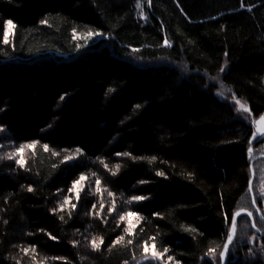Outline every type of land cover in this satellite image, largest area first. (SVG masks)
Instances as JSON below:
<instances>
[{"label": "trees", "instance_id": "16d2710c", "mask_svg": "<svg viewBox=\"0 0 264 264\" xmlns=\"http://www.w3.org/2000/svg\"><path fill=\"white\" fill-rule=\"evenodd\" d=\"M140 3L143 18L136 0H0V41L12 21L0 42V157L38 141L0 159V264H138L149 237L168 247L164 264H221L205 254L223 250L233 214L254 209L264 139L218 94L264 113V0ZM81 174L77 200L68 189ZM127 211L138 218L120 220ZM251 236L261 247L249 251ZM262 253L241 215L226 264H264Z\"/></svg>", "mask_w": 264, "mask_h": 264}, {"label": "snow or ice", "instance_id": "6c2138e0", "mask_svg": "<svg viewBox=\"0 0 264 264\" xmlns=\"http://www.w3.org/2000/svg\"><path fill=\"white\" fill-rule=\"evenodd\" d=\"M148 4H149V6H151V0H148ZM136 7L137 8L141 7L140 0H136ZM141 17L142 18L144 17L143 12H141ZM41 23H45V21H41ZM3 24L6 27H4L3 39L0 42L8 43V26H12V21L11 20H5V21H3ZM73 31L75 32V29H73ZM98 34H100V33H96V32H93V31H88V33H87L88 36H93V35H98ZM164 43L167 45L168 41L165 40ZM77 47H79V45H77ZM225 55H227V53H225ZM220 71H224V69L221 68ZM60 99H64V97L61 96ZM233 100L235 101V104L238 106V110H242V111H244L246 113L251 114V110L244 103H242L238 98H236L235 95H233ZM135 107L136 108H140L141 105L137 104ZM2 110L3 109H0V111H2ZM252 123L257 126L256 132H258L260 135H264V113L259 114L258 119H254L252 121ZM0 131H3L2 127H0ZM255 134L256 133L254 132L253 136H255ZM37 143H38V141L32 140L29 144L21 145L20 147L16 148L13 151L12 154H10V155L9 154H5V156L4 157H0V159H5L6 158V159H10L11 160L14 157H16L17 154L21 153L24 147L33 148V146H35ZM43 149L47 151L49 149V145L48 144H44L43 145ZM248 151H249V153H251V151H252L251 148H249ZM80 153H81V149L80 148H76L75 154H80ZM53 154H55V153H53ZM116 155L117 156H121V155L130 156L131 153H128V152L116 153ZM72 158H74V157L66 156L65 160H69V159H72ZM133 159H137V158L133 157ZM150 159L151 160H155L156 157L153 156ZM15 163L17 165H19L21 168H23L25 166V161H24L23 158L15 159ZM105 167H106V165H105ZM93 175H95V174H93ZM113 175H115V172H113ZM157 175L163 176L164 173L163 172H157ZM189 175H191V173ZM85 179H86V177L83 174H81L80 178L78 180H74L72 182V187H70L68 189L69 192H75L77 200L79 199V192H80L79 185ZM96 185H97L96 191L100 192L101 191V189L99 187L100 180L98 178L96 179ZM27 190L29 192H31L33 190L31 185L28 186ZM249 191H251V188H249ZM108 194H109V196L112 195L111 192H109ZM144 199H146V198L143 197V196H132V197H130V200H132V201H142ZM68 201H69V197L65 196L64 203L59 205V209L62 210L64 208V206L68 203ZM253 202L255 203V201H253ZM71 207L74 209L76 207V205L72 204ZM93 207H95V205H93ZM101 208H103V205H101ZM57 210L58 209H53L52 211L56 212ZM108 211L109 212L113 211V208L109 207ZM242 211H244V210H242ZM153 215L155 216V215H157V213H153ZM238 215H239V213H235L231 217L232 227L227 232V239H226V241H225V243L223 245V250L220 251L217 254L216 253V249L213 248V247H210L208 249V252L205 254V255H210L213 258H215L218 255V259H219V262H221V264L224 261L225 256H226V254H227V252L229 250V245L233 242V237H234V233H235V230H236V220H237V216ZM247 215L250 217L252 215V213L248 212ZM126 217H136V218H138V214L136 212H133V211H127V212H123V213H121L119 215V219L120 220H125ZM60 218L63 219V216H61ZM4 223H7V221H4ZM253 227H255V225H253ZM133 228H134V225H132L131 222H129L128 227L125 229V231L128 233L129 236L133 235ZM40 231H43V229H41ZM185 231H195V229L185 228ZM48 235H49L50 239H52V240H56L57 239L55 236H52L50 233ZM97 240H99V243H97ZM123 240H124V236L123 235L117 236L115 239L112 240L111 244L108 246L109 249H111L113 246L117 245L118 243H120ZM148 241H151V244H149ZM148 241H139L138 242V247H139V249H140V251L142 253V258L145 261H156L157 264H164L165 255L169 251L168 247L164 246L162 251H161V250H159L157 248V245L155 243V238L154 237H149ZM90 243H91L92 249L94 251L99 250L100 246L103 244V238L102 237H100V238L94 237L90 241ZM127 243L129 245H131L133 243V241L131 239H129V240H127ZM73 244H75V242H73ZM32 250L33 251L35 250V245H32ZM23 251L27 252L28 249H23ZM249 251H251V249H249ZM33 259H35V257H33ZM53 259H64V258H62V257H53ZM166 260L168 262H173L174 261V257L171 256V255H167ZM124 264H128V262L125 261ZM138 264H139V262H138ZM174 264H180V262L179 261H174Z\"/></svg>", "mask_w": 264, "mask_h": 264}, {"label": "rangeland", "instance_id": "374dc122", "mask_svg": "<svg viewBox=\"0 0 264 264\" xmlns=\"http://www.w3.org/2000/svg\"><path fill=\"white\" fill-rule=\"evenodd\" d=\"M137 8V7H136ZM141 8V7H140ZM140 8H137V10L139 11V13L141 14V12H142V10L140 9ZM140 9V10H139ZM94 40H95V42H97V41H99V40H101V38L100 37H96V38H93ZM225 92L224 91H222V93H220V94H218L219 96H220V98H222L223 100H225L229 105H232L233 106V109H234V111L236 112V114H237V116H238V119H241L242 120V122L244 123V124H246V123H248V124H251L252 125V127H253V131L256 133L255 134V136H253V140L254 141H256V140H262V138H263V135H260L258 132H256V128H257V126L256 125H254L253 123H252V121L254 120V118H253V116H252V114H249V113H246V112H244V111H242V110H238V106L235 104V101L233 100V98H228V96L227 95H225L224 94ZM243 103V102H242ZM245 104V103H244ZM246 105V104H245ZM247 106V105H246ZM248 107V106H247ZM258 119V118H257ZM252 150V149H251ZM253 153V151H251V153H250V156H251V154ZM254 166V165H253ZM256 180V185H254V192H255V194H256V196H257V193H256V190H257V188H258V190L262 193L263 191H264V173L263 174H259V175H256L255 176V178H254V181ZM255 187H257L256 188V190H255ZM250 199V198H249ZM247 200V199H246ZM247 202V201H246ZM243 208H241L239 211H241ZM232 227V226H231ZM240 227V226H239ZM256 228V227H255ZM236 230H237V221H236ZM236 230H235V232H236ZM256 231V230H255ZM256 233V232H255ZM234 235H235V233H234ZM245 242H246V240H245ZM248 243V245L250 246V248H251V250H254L253 248L255 247H257V246H255V243H258V245L261 247V242L260 241H258L257 242V238H256V236H251L250 238H249V242H247ZM258 250V249H257ZM256 253L257 254H259L260 252H257L256 251ZM261 254V253H260ZM262 255H264V253H262ZM210 258L213 260V261H215V262H217V256L215 257V258H213L212 256H210Z\"/></svg>", "mask_w": 264, "mask_h": 264}, {"label": "flooded vegetation", "instance_id": "af4514ba", "mask_svg": "<svg viewBox=\"0 0 264 264\" xmlns=\"http://www.w3.org/2000/svg\"><path fill=\"white\" fill-rule=\"evenodd\" d=\"M262 139H264V135H263ZM256 159H257V161L258 160H264V150H263L262 154H260ZM255 161L256 160H254L253 162H255ZM253 188H252L253 197L251 195V191H250V195H251V202H252L254 209L251 210L249 208H243L242 210H244V211L241 210V215H244V214L247 215L248 212L252 213V215L250 217L248 215L247 216L251 220V226H252V221H253L254 225L257 222V225L259 228L256 229L255 227H253V226L252 227L254 230H256L255 231L256 234L258 236H260V235H264V191L261 193L258 190V188L256 187L257 188V194H258V198H257L255 192H253ZM253 201H255V203ZM260 237H262V236H260Z\"/></svg>", "mask_w": 264, "mask_h": 264}, {"label": "water", "instance_id": "95a60500", "mask_svg": "<svg viewBox=\"0 0 264 264\" xmlns=\"http://www.w3.org/2000/svg\"><path fill=\"white\" fill-rule=\"evenodd\" d=\"M253 165H254V162H252V164H251V180H250V183H249V188H251V195H252V197H253L252 188H253V182H254V177H255V172H254V166ZM253 225H254V223L252 221V226ZM260 236L264 237V235H260ZM228 252H229V250H228ZM228 252H227V254L225 256V259L222 262V264H226V261H227V258H228Z\"/></svg>", "mask_w": 264, "mask_h": 264}, {"label": "bare ground", "instance_id": "6f19581e", "mask_svg": "<svg viewBox=\"0 0 264 264\" xmlns=\"http://www.w3.org/2000/svg\"><path fill=\"white\" fill-rule=\"evenodd\" d=\"M238 213H239V215L237 216V220H238V218L241 216V211H239ZM237 220H236V221H237ZM145 262H147V261L142 260V261L139 262V264H143V263H145ZM155 262H156V261H155Z\"/></svg>", "mask_w": 264, "mask_h": 264}]
</instances>
